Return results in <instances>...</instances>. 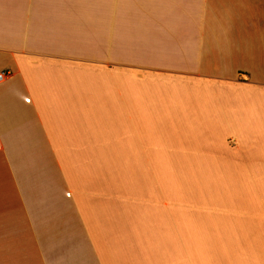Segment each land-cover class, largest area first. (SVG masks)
Returning <instances> with one entry per match:
<instances>
[{"label":"crops","instance_id":"obj_1","mask_svg":"<svg viewBox=\"0 0 264 264\" xmlns=\"http://www.w3.org/2000/svg\"><path fill=\"white\" fill-rule=\"evenodd\" d=\"M0 72V264H264V0H0Z\"/></svg>","mask_w":264,"mask_h":264},{"label":"rangeland","instance_id":"obj_2","mask_svg":"<svg viewBox=\"0 0 264 264\" xmlns=\"http://www.w3.org/2000/svg\"><path fill=\"white\" fill-rule=\"evenodd\" d=\"M195 167L196 170H194ZM209 167H212L213 169L220 168L218 165ZM209 167L202 166L197 161L195 163L192 160H177V172H188L189 174L185 177L176 175L178 183L176 189L179 191L178 185L181 184L182 187L185 186L189 193H191L193 215H203L208 217L233 216V197L231 193L233 176H231V171L224 169L225 173L228 174L211 175L208 174L211 172ZM218 169L217 172H219ZM181 179H185L186 183L181 182ZM235 180H238L240 186L246 185V177H235ZM212 225L213 224H209V226Z\"/></svg>","mask_w":264,"mask_h":264},{"label":"built area","instance_id":"obj_3","mask_svg":"<svg viewBox=\"0 0 264 264\" xmlns=\"http://www.w3.org/2000/svg\"><path fill=\"white\" fill-rule=\"evenodd\" d=\"M5 78V74L3 72H0V82L3 81Z\"/></svg>","mask_w":264,"mask_h":264}]
</instances>
